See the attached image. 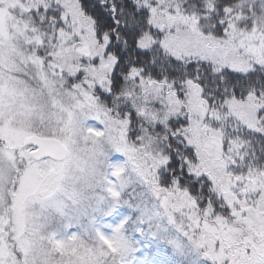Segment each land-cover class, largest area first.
<instances>
[{"label": "snow or ice", "instance_id": "obj_1", "mask_svg": "<svg viewBox=\"0 0 264 264\" xmlns=\"http://www.w3.org/2000/svg\"><path fill=\"white\" fill-rule=\"evenodd\" d=\"M0 264H264V0H0Z\"/></svg>", "mask_w": 264, "mask_h": 264}]
</instances>
